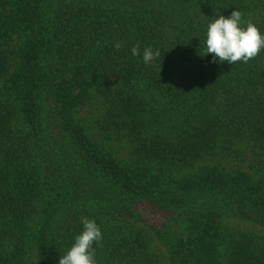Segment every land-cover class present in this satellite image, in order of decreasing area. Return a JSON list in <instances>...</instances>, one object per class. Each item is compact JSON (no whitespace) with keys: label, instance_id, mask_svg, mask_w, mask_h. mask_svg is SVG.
<instances>
[{"label":"trees","instance_id":"trees-1","mask_svg":"<svg viewBox=\"0 0 264 264\" xmlns=\"http://www.w3.org/2000/svg\"><path fill=\"white\" fill-rule=\"evenodd\" d=\"M237 10L264 34V0H0V264L85 218L97 264H264V50L201 56Z\"/></svg>","mask_w":264,"mask_h":264},{"label":"clouds","instance_id":"clouds-1","mask_svg":"<svg viewBox=\"0 0 264 264\" xmlns=\"http://www.w3.org/2000/svg\"><path fill=\"white\" fill-rule=\"evenodd\" d=\"M203 56L212 55V61L235 64L247 62L264 50V34L251 22L242 26L241 12L233 11L229 17L220 15L212 20L207 27L206 39L203 42ZM116 49L122 45L116 43ZM133 56L141 55L140 46L131 48ZM159 50L151 47L143 50L144 63H150L159 57ZM83 230L74 239L72 246L60 257L59 264H97L94 243L102 240V232L95 220L85 218Z\"/></svg>","mask_w":264,"mask_h":264},{"label":"rangeland","instance_id":"rangeland-1","mask_svg":"<svg viewBox=\"0 0 264 264\" xmlns=\"http://www.w3.org/2000/svg\"><path fill=\"white\" fill-rule=\"evenodd\" d=\"M81 112L84 113V114L85 113H90V108L83 109ZM241 227L244 228V229L249 228L248 226H241ZM255 230L258 231V232H261V230L259 228H255Z\"/></svg>","mask_w":264,"mask_h":264}]
</instances>
